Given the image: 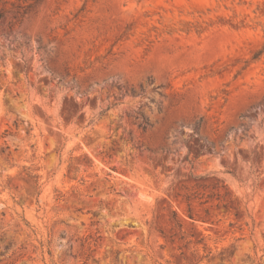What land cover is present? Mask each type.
Segmentation results:
<instances>
[{
	"label": "rangeland",
	"instance_id": "1",
	"mask_svg": "<svg viewBox=\"0 0 264 264\" xmlns=\"http://www.w3.org/2000/svg\"><path fill=\"white\" fill-rule=\"evenodd\" d=\"M0 12V264H264V0Z\"/></svg>",
	"mask_w": 264,
	"mask_h": 264
},
{
	"label": "trees",
	"instance_id": "2",
	"mask_svg": "<svg viewBox=\"0 0 264 264\" xmlns=\"http://www.w3.org/2000/svg\"><path fill=\"white\" fill-rule=\"evenodd\" d=\"M15 7H16V10L14 11L15 13L14 17H16V15L24 16L33 7V4L29 3L25 5H16ZM1 16H2V13L0 12V17ZM131 92H133L132 89H131ZM138 114L141 116V122L139 126L141 127L142 130H146L148 126L147 118L141 112H138Z\"/></svg>",
	"mask_w": 264,
	"mask_h": 264
}]
</instances>
